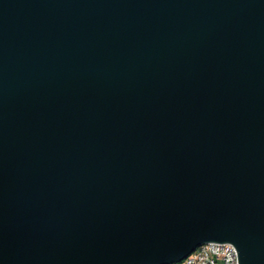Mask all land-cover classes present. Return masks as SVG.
<instances>
[{
    "label": "water",
    "instance_id": "95a60500",
    "mask_svg": "<svg viewBox=\"0 0 264 264\" xmlns=\"http://www.w3.org/2000/svg\"><path fill=\"white\" fill-rule=\"evenodd\" d=\"M264 264V0H0V264Z\"/></svg>",
    "mask_w": 264,
    "mask_h": 264
},
{
    "label": "built area",
    "instance_id": "2783aa9c",
    "mask_svg": "<svg viewBox=\"0 0 264 264\" xmlns=\"http://www.w3.org/2000/svg\"><path fill=\"white\" fill-rule=\"evenodd\" d=\"M174 264H237V255L230 243L208 242Z\"/></svg>",
    "mask_w": 264,
    "mask_h": 264
}]
</instances>
